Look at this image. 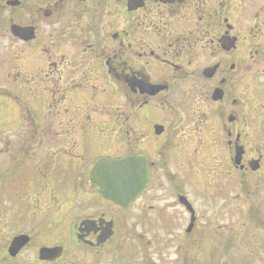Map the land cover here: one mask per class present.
Instances as JSON below:
<instances>
[{"label": "flooded vegetation", "instance_id": "obj_1", "mask_svg": "<svg viewBox=\"0 0 264 264\" xmlns=\"http://www.w3.org/2000/svg\"><path fill=\"white\" fill-rule=\"evenodd\" d=\"M1 19L0 44L13 57L2 63V75L12 79L26 72L30 96L45 97L48 106L57 97L64 110L62 135L53 143L57 155L42 158L33 150L25 159L42 191L49 190L50 167L76 175L84 141L79 135H91L98 113L106 123L114 117L123 123L127 140L137 135L127 155L146 156L150 167L145 191L126 209L91 186L99 201L78 210L87 213L79 224L91 220L94 229L79 240L76 226L72 247L57 245L63 255L52 264H219L224 241L218 232L209 234L208 225L223 223L225 202L237 213L248 207L250 224L264 228V0H0ZM13 26L31 29L33 39L15 36ZM157 88L163 90L155 93ZM149 106L168 109L170 121L160 137L153 134L156 124L145 133L129 117L121 120ZM29 140L41 146L44 139ZM193 147L195 153L204 150L208 166L199 184L203 204L190 201L195 217L180 201L183 193L188 197L185 185L169 168L179 164L185 173ZM80 180L75 178L74 189L86 188ZM110 222L112 237L98 244ZM150 225L158 227L156 253L169 257L171 249L173 263L155 262L149 253ZM248 241L238 245L254 252Z\"/></svg>", "mask_w": 264, "mask_h": 264}, {"label": "rangeland", "instance_id": "obj_2", "mask_svg": "<svg viewBox=\"0 0 264 264\" xmlns=\"http://www.w3.org/2000/svg\"><path fill=\"white\" fill-rule=\"evenodd\" d=\"M0 22H3V19ZM3 46L1 42L0 152H2L0 154V264H42L38 257L40 248L57 245H65L67 248H71L70 238L75 232V226L87 214L78 209L84 203L89 204L99 201L89 184V170L93 166V161L95 162L102 158H122L126 156L133 149L132 145L134 144L130 142L134 143L137 135L131 133L129 140H127L125 138L127 130L123 127V123H118L115 117L111 123L109 121L106 123L107 119L105 117L96 116L95 122L97 128L100 129L101 126H107V128L100 134L92 130L93 134H91V137L84 140L87 144L82 151V156L78 160L76 176L80 172V176L86 177L85 179L84 177L77 176L79 180L81 179L80 182L85 181L86 188L74 189L72 187L75 184L73 172L71 171L70 174H66L71 176H62L57 173L61 169L60 166L58 168L53 166L49 168L48 175H54L48 176L49 190L44 193L40 190V180L37 178V174L26 170L25 159L27 158V151L31 142L29 141V135H27V129L23 128L21 123L23 110H28L32 113L33 118L38 120L37 125L31 127L32 129L29 130V133L31 132L30 136L35 137L36 140L38 136L43 137V134L46 137L56 138L54 127L47 126L40 128L38 126L44 125L45 122L41 123V121L43 119H51L50 117H52L55 124H58L63 119L64 110L59 117V110L57 109H59L60 105L57 97L54 98L56 109L48 111V109L45 110L44 108L46 105L43 103L45 97L30 96L26 90L28 87H32V84L26 80V73L9 80L2 75V63L13 62V57L5 52ZM7 55L10 58L5 57ZM24 61L25 63L29 62V59H24ZM31 61L36 62L34 59ZM18 66H20V63ZM54 100L52 98L51 101L53 102ZM41 107L44 109L41 110ZM161 111L153 106H149L132 114L130 111L121 120H125L131 115L129 117L130 124L138 126L142 132L146 133L152 130L154 124L161 122L169 124L168 109ZM23 118L24 121L29 123L26 116ZM122 128L123 130H121ZM45 130H48L49 133H46ZM129 131L131 132V129ZM166 136H169V134H166ZM149 140L151 139L146 141L143 139L144 142H148ZM98 142L105 144L106 147L99 145H96L95 148L94 146H87ZM39 143L41 142L39 141ZM135 144L139 146V143ZM3 148L6 150L5 153H3ZM95 149H97L96 154ZM46 153H48V156L51 153L53 154V149L46 148L43 151H36V155L42 158H44ZM59 156H61L60 153L58 154ZM190 160L185 173L181 170L179 164H173L169 168L170 172L178 178L179 183L185 185V193L187 192L188 200L198 207V205L201 206L203 204L199 184L204 181L205 170L208 168L204 150L199 148V153H195V147H193V154ZM215 161V159L210 160L209 164H213ZM56 163L58 164V161ZM51 170L54 171L50 172ZM27 171L29 172L28 175H26ZM158 172V175L162 174L161 170ZM59 176L62 177L60 178ZM25 180H32L34 185L27 186L28 183L25 185ZM61 180L63 184H67L66 187L61 186ZM158 182L164 186L168 185L161 178L158 179ZM183 195L185 196L184 193ZM231 199L232 196H230ZM243 199L245 198L242 197L241 200L243 201ZM230 205L225 202L223 223L219 225L209 224V231L207 230L209 234H214V232L220 233L222 241H224V247H222L224 250L220 253L219 264H264V228L261 225L250 224L251 221L247 215L248 210H250L248 207L240 208L239 213H237ZM136 209L137 204L133 206L132 211ZM113 210H115V207H113ZM199 210L202 209L200 208ZM127 216V214H120L119 218H126ZM206 226L205 224L201 225L202 228H206ZM130 228L131 224H129ZM259 228H263V230H258ZM145 233V243L148 240L151 242L149 244V253L155 262L163 259L167 263H173L175 259L171 249L169 257H166L165 254L159 255L155 251L161 242L157 240V225L146 226ZM20 234L31 236V244L25 249L18 260H11L7 253L8 247L12 239ZM165 238L163 237L164 240ZM238 238L240 239L238 240ZM245 239H249L248 244L251 241L252 244H255L256 250L254 252L251 250L254 247L248 245L249 248H245L238 245L239 241L243 242ZM192 254L194 259H198V256H200L196 250Z\"/></svg>", "mask_w": 264, "mask_h": 264}, {"label": "water", "instance_id": "obj_3", "mask_svg": "<svg viewBox=\"0 0 264 264\" xmlns=\"http://www.w3.org/2000/svg\"><path fill=\"white\" fill-rule=\"evenodd\" d=\"M13 34L25 41L33 38L28 36L29 29H23L18 26L13 27ZM163 128L156 127V134L161 135ZM149 179V169L145 157L132 156L118 160L102 159L93 167L91 173V183L98 186L99 194L107 201L113 202L120 207H128L137 200L146 188ZM186 202L185 198H181ZM190 208V206H189ZM102 223V221H101ZM95 222L84 221L81 224V232L90 233L94 229ZM192 227V226H191ZM190 227V229H191ZM84 228V229H83ZM189 229V231H190ZM112 223L107 224L98 239V244L105 243L111 238ZM80 238H83L81 236ZM30 238L21 235L13 239L9 247V254L16 257L20 251L29 244ZM62 256V248H42L40 250V260L43 262H54Z\"/></svg>", "mask_w": 264, "mask_h": 264}]
</instances>
